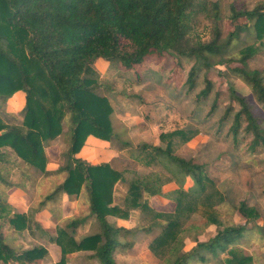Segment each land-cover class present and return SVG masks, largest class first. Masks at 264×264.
Segmentation results:
<instances>
[{
    "label": "trees",
    "instance_id": "trees-1",
    "mask_svg": "<svg viewBox=\"0 0 264 264\" xmlns=\"http://www.w3.org/2000/svg\"><path fill=\"white\" fill-rule=\"evenodd\" d=\"M218 5V0H0V103L17 91L24 92L25 99L17 123H10L11 114L0 110V162L24 166L20 185L31 180V171L36 176L65 173L26 212L11 215L0 195V264H38L48 256L42 244L21 249L14 242L23 230L36 237L43 234L59 245L58 264H65L66 255L78 250H91L100 264H119L115 250L131 249L154 228L158 233L148 247L169 264H205L211 258L220 264H255L242 244L256 232L264 238V228L252 224L259 216L256 207L244 200L232 203L243 222L225 224L216 207L227 202L228 195L209 173L210 162L179 151L201 132L210 141L224 143L221 154L235 157L236 163L242 155L264 151V114L255 112L232 86L234 78L240 79L264 110V68L249 67L264 52V2L238 10L231 5L229 31L222 35L216 24L210 41L191 44L195 16L210 7L206 16L218 22ZM241 34L246 44L232 65L229 47ZM181 57L192 61L188 68ZM99 58L120 71L129 90L150 79L167 91L169 104L189 102L184 114L190 125L160 132L158 144L146 140L134 144L126 126L115 122L110 99L95 90L102 84L93 67ZM219 65H225L219 75L227 82L226 105L218 101L220 92L208 77L209 70ZM130 95L142 100L138 94ZM88 135L108 141L116 151H127L128 162L114 166L111 161H81L75 154ZM58 138L64 146L59 156L63 161L48 170L45 147ZM253 157L245 163L249 165ZM1 172L0 182L12 186ZM118 181L128 187L115 202ZM168 182L178 187L163 191ZM81 192L88 213L95 216L90 234L75 237L84 216L59 222L54 235L36 218L62 195L78 197ZM155 195L173 201V211L152 207L150 198ZM132 209L140 212L138 226H119L106 218L127 219ZM199 210L220 228L209 239L187 246L182 218Z\"/></svg>",
    "mask_w": 264,
    "mask_h": 264
},
{
    "label": "rangeland",
    "instance_id": "rangeland-1",
    "mask_svg": "<svg viewBox=\"0 0 264 264\" xmlns=\"http://www.w3.org/2000/svg\"><path fill=\"white\" fill-rule=\"evenodd\" d=\"M218 1V15L221 19L218 22H215L206 16V13L208 14L211 12V6L207 3L210 7H208L207 10L199 11V13L195 16V19L192 21V29L189 33L191 44H196L200 41H210L212 39V29L216 24L221 26L222 35H224L226 31H229L231 25L229 24L227 15L231 12V5L234 9L238 10L245 6L250 8L255 3L264 2V0ZM243 37L244 34H241L239 39H234L230 44L228 56L234 61L232 62V65L237 64L239 50L246 44L242 41ZM181 62L186 68H188L192 63L191 60H188L185 57H181ZM93 67L99 73L101 79L100 81L102 82L99 87L95 88L96 92L103 94L110 99L114 106L113 118L115 122L122 123L126 126L128 129V135L133 139L134 144H136L138 140H146L154 144H158V135L160 132L190 125L189 120L184 114L190 109V106H188L189 102H185L184 100H172V105L169 104L168 101L171 100L170 95H168L167 91L161 85L156 84L150 79H146L139 85H132L129 90L123 81V76L120 74V71L114 69L107 61L99 58L95 61ZM249 67L264 68V52L252 59L249 62ZM224 69L225 65L214 66L209 70L208 77L213 81L214 88L220 92L218 101L221 104L226 105L230 102L227 91V82L224 77L219 75V71ZM232 86L237 93L246 98L247 102L252 105L255 112L264 114V110L256 104L252 92L245 83L238 78H234L232 80ZM130 93L138 94L141 96L142 100L131 96ZM9 98L4 104L0 103V110L5 109L11 114V116L7 117L10 123H17L22 119L24 103L16 113L11 110L9 111L7 107ZM61 142V138H58L54 142L48 144L45 149L51 145H58L61 152L64 147ZM224 148V143L210 141L209 136L204 132H201L194 136L186 144V146L182 147L179 151L184 155L195 154L200 160L210 162L208 167L209 173L214 178L217 186L228 195V201L219 204L216 207L218 218L220 220H222L225 224L242 223L243 219L237 215L232 207V203L237 204L241 200H244L247 204L255 206L258 211L259 216L252 222V224L260 225L264 228V151L256 155H242L241 160L236 163L235 157L231 158L229 155L221 154ZM117 152L119 153L117 156L119 161L118 166L119 163L123 165L128 162L127 151ZM59 156L60 153L57 157V167L59 164H62L63 161L59 160ZM248 156H254L253 161L249 165L245 163V161L249 159L247 158ZM15 168L20 171L19 174L12 173ZM4 169L8 170L7 173L4 172ZM0 170L2 171L1 175H3L5 179L12 184V186H6L4 183L0 182V195L4 196L5 201L10 206L11 215L13 213L26 212L29 207H35L42 197L45 194L50 193L59 182L58 178L49 179L48 175L41 176L38 174L36 176V174H33L31 171L29 174L31 176V180L25 181V183L23 182V185H20L23 181L22 174L23 170H25L24 166H13V164L10 163L0 162ZM131 175L132 173H127L128 177ZM168 183L163 186V191L167 192L174 189L168 188V186H166ZM187 185H189L188 181L185 182L184 186ZM127 187L128 185L126 182L117 186L115 184L113 190L115 202H118L120 197L124 195ZM14 189H19L27 193L28 197L24 198V201L28 204V208L25 211L14 205L9 198V194ZM62 197L63 195L56 202L48 204L44 208L50 214L49 218L52 221V224H54L51 225L55 226L54 229L50 227L46 228L53 235L56 233L55 231L58 223L64 220L61 218L64 214V212L62 213ZM162 198L163 199L160 200V202H154V208H157V211L172 212L175 206L174 202L165 197ZM133 210L137 209H132L130 214ZM201 211L202 210H199L198 212L191 214L189 217L182 218V224L184 227V233H182L183 241L187 246L193 245L196 241L209 239L214 236L220 228L216 224L210 222ZM135 213L134 218L136 220L134 221V224H136L135 226H138L140 224V212L137 210ZM1 229L3 233L6 231L3 227H1ZM157 233L158 229L154 228L131 249L124 252L115 250V260L119 264H169L166 259H161L153 255L148 247L149 242L155 235H157ZM259 234L260 233L256 232L248 237V239L244 240L242 247L246 254H250L255 264H264V238L259 236ZM39 236L40 237L33 236L28 232V230H23L21 234L16 235L14 242L21 246V249H27L36 244H42L47 248L48 256L41 260V263L39 262L38 264H58L61 256L58 260H53L48 250L49 245L54 242L49 241L43 234ZM75 237L80 238L77 234H75ZM44 240L47 243H45ZM75 252H72L73 254L69 253L66 255L67 260L65 264H80L82 261L83 263L84 261H87L88 264H98L96 258L92 256V251H90L89 254L84 252L76 254ZM190 264L199 263L190 262ZM205 264H220V260L216 261L211 258Z\"/></svg>",
    "mask_w": 264,
    "mask_h": 264
},
{
    "label": "crops",
    "instance_id": "crops-1",
    "mask_svg": "<svg viewBox=\"0 0 264 264\" xmlns=\"http://www.w3.org/2000/svg\"><path fill=\"white\" fill-rule=\"evenodd\" d=\"M24 93L22 91H17L15 92L8 100L7 107L9 111L17 112L18 109L23 105L24 103ZM46 154L48 156V162L46 165V168L48 170H54L57 167V157L58 154L60 153V148L58 145H51L48 146L46 149ZM118 152L111 148L110 144L106 140H102L100 138H97L93 135H88L84 145L82 148L79 150L78 153L75 154L77 158H79L81 161L89 163V164H96L99 162H107L111 161L112 164L115 166L118 165ZM19 170L17 168L13 169L12 173L14 174H19ZM63 175L65 176V173H58V174H53L49 175V179H54L58 178L60 183L63 180ZM124 183V181H118L116 183V186ZM188 183L190 184L189 180ZM166 186L168 188H176L177 184L175 182H169ZM28 195L27 193L23 192L22 190L19 189H14L11 191L9 194V198L11 201L14 203V205L18 206L19 209L21 210H26L28 208V204L24 201V198H27ZM163 198L159 195L152 196L150 198V204L154 207V202H157L162 200ZM62 215L61 218L66 219L70 218L73 216H84L82 222L78 225L76 228V234L78 237H82L84 235L90 234L94 227H95V216L91 215L88 213V208H87V201L85 198L84 192H81L79 197H69L67 195H63L62 197ZM157 209V208H156ZM137 210H133L132 213L130 214L129 218L123 219V218H118L113 215H108L106 218L109 222L115 223L119 226H124V227H134L136 224H134V221L136 220L134 218V214H136ZM58 214V213H57ZM50 214L47 210L43 209L37 214V218L41 221L43 226L45 228L50 227L52 229L55 228V226H52V221L50 220ZM52 224V225H51ZM49 254L51 255V258L53 260H58L61 256V249L60 246L57 245L56 243H52L49 245ZM91 250H79L77 253H87L89 254ZM73 254V253H72ZM97 260V259H96ZM95 260V261H96ZM41 263V262H40ZM88 264L87 261L80 262V264ZM97 263L99 261L97 260Z\"/></svg>",
    "mask_w": 264,
    "mask_h": 264
}]
</instances>
